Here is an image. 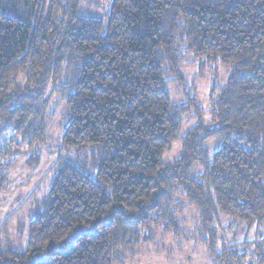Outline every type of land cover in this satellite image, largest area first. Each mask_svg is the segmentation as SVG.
<instances>
[{"label": "trees", "instance_id": "16d2710c", "mask_svg": "<svg viewBox=\"0 0 264 264\" xmlns=\"http://www.w3.org/2000/svg\"><path fill=\"white\" fill-rule=\"evenodd\" d=\"M80 2L0 0V144L14 134L44 143L45 93L65 76L61 147L93 165L57 164L25 247L0 248V264H115L118 250L149 239L143 231L178 230L179 191L217 264H264V0H111L103 19L82 16ZM187 56L230 73L214 123L179 137L166 72L180 74ZM222 215L263 233L249 260L214 251Z\"/></svg>", "mask_w": 264, "mask_h": 264}, {"label": "rangeland", "instance_id": "374dc122", "mask_svg": "<svg viewBox=\"0 0 264 264\" xmlns=\"http://www.w3.org/2000/svg\"><path fill=\"white\" fill-rule=\"evenodd\" d=\"M111 0H81V15L87 18L103 19L108 12ZM180 74L166 72V90L181 122L179 137L201 123L208 127L214 123L212 101L217 99L226 85L230 69L219 64L201 62L187 56L181 63ZM67 77L50 83L45 93L47 104L44 108L45 141L43 144L28 147L21 142V134L5 135L10 152L0 157L4 167L0 168V248L11 244L25 247L28 237V225L34 212L41 206L50 188L56 166L67 160L92 174V156L88 153H76L64 150L61 137L65 124V89ZM215 141L206 143L213 146ZM180 139L174 142L164 155L165 161H172L181 151ZM40 157L39 164L31 165L28 159ZM55 164V165H54ZM53 169V170H52ZM194 174H202L196 167ZM1 174L4 180L1 181ZM2 183V184H1ZM182 212L175 214L180 218L178 230L167 233L161 227L143 231L141 237L149 239L130 249L117 251L115 264H217L212 258L209 245L210 233L200 226L199 213L191 206L181 191L175 193ZM178 211V208H177ZM216 237L213 249L221 253L224 248H237L247 255L255 249L254 241L262 238L254 230L247 232L245 225L235 223L227 216H220L215 222ZM147 237V238H148ZM247 242V243H246ZM251 256V255H250Z\"/></svg>", "mask_w": 264, "mask_h": 264}, {"label": "built area", "instance_id": "2783aa9c", "mask_svg": "<svg viewBox=\"0 0 264 264\" xmlns=\"http://www.w3.org/2000/svg\"><path fill=\"white\" fill-rule=\"evenodd\" d=\"M9 150V146L6 142L0 144V157L5 154V152Z\"/></svg>", "mask_w": 264, "mask_h": 264}]
</instances>
